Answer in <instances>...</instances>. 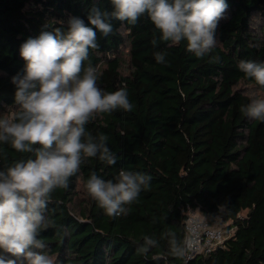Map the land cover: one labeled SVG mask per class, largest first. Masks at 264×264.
Returning <instances> with one entry per match:
<instances>
[{"label":"trees","instance_id":"obj_1","mask_svg":"<svg viewBox=\"0 0 264 264\" xmlns=\"http://www.w3.org/2000/svg\"><path fill=\"white\" fill-rule=\"evenodd\" d=\"M227 3L216 46L203 58L187 51L186 41H161L147 15L135 25L112 20L108 36L97 32L99 47L85 64L96 67L105 92L126 87L133 108L95 114L86 125L92 136L107 138L116 163L88 158L67 189L52 192L45 213L51 226L39 238L53 264H264V121L240 111L251 99L238 88L264 93L238 67L242 60L264 63V0ZM92 7L113 10L111 0H0V116L17 108L12 77L24 72L21 45L41 31L66 30L72 17L88 24ZM216 56L219 62H210ZM29 158L34 154L0 143V170ZM121 169L152 179L127 214L113 219L86 183L93 172L115 180ZM188 211L210 224L227 222L233 233L210 253L177 259L161 237L173 232L183 240ZM146 235L159 243L141 254Z\"/></svg>","mask_w":264,"mask_h":264},{"label":"clouds","instance_id":"obj_2","mask_svg":"<svg viewBox=\"0 0 264 264\" xmlns=\"http://www.w3.org/2000/svg\"><path fill=\"white\" fill-rule=\"evenodd\" d=\"M111 4V12L92 7L88 24L72 17L66 30L41 31L20 47L24 72L12 77L17 108L0 118V143L10 144L17 152L33 153L34 159L15 161L0 170V264H18V260L53 264L45 251L47 245L39 238L51 226L45 213L52 192L67 189L70 177L88 158L116 163L107 138L86 132L95 114L133 108L126 87L105 92L97 83L96 67L85 64L90 50L99 47L97 32L108 36L112 20L135 25L147 15L161 41L172 45L186 41L187 51L203 58L216 46L217 29L229 8L227 0H111ZM152 44L156 46L157 40ZM154 56L158 63H166L164 53ZM219 59L212 57L210 62ZM238 67L264 87V63L242 60ZM240 111L264 121V98L252 99ZM151 179L145 173L121 169L115 180H104L93 172L86 189L105 214L115 219L127 214L126 205L137 200ZM161 239L168 240L170 254L177 259H184L197 244L187 237L179 240L173 232ZM158 243L146 235L138 251L147 254Z\"/></svg>","mask_w":264,"mask_h":264},{"label":"built area","instance_id":"obj_3","mask_svg":"<svg viewBox=\"0 0 264 264\" xmlns=\"http://www.w3.org/2000/svg\"><path fill=\"white\" fill-rule=\"evenodd\" d=\"M186 213L184 228L186 237L197 241L195 248L188 252L186 260H191L201 253H210L221 246L233 233V228L225 230L222 226L210 224L196 214Z\"/></svg>","mask_w":264,"mask_h":264},{"label":"rangeland","instance_id":"obj_4","mask_svg":"<svg viewBox=\"0 0 264 264\" xmlns=\"http://www.w3.org/2000/svg\"><path fill=\"white\" fill-rule=\"evenodd\" d=\"M260 24H262V21L258 18V17H256L255 19H254V26L255 27H259L260 26ZM239 90L240 91H242L244 94H246V95H248L249 97H250V99L252 100V99H261V98H264V93H261L260 91H258V90H256L254 87H252V86H250V85H246V84H241L239 87ZM11 114V112L10 111H6L4 114H2L1 116H0V118H5V117H7L8 115H10ZM79 187H78V198H82L84 195V193H83V191H82V188H81V186H80V184L78 185ZM190 213H192V214H196L198 217H200L201 219H203L202 218V216L198 213V211H195V212H190ZM239 216L240 217H244V216H246V212H242V213H240L239 214ZM215 225H219V226H222L225 230H227V226H228V223L226 222V223H221V222H216V223H214Z\"/></svg>","mask_w":264,"mask_h":264}]
</instances>
